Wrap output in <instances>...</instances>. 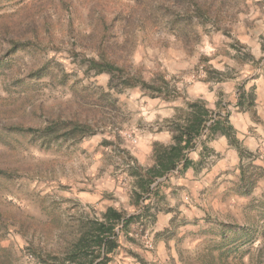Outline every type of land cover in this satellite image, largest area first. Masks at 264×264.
Instances as JSON below:
<instances>
[{"label": "rangeland", "instance_id": "374dc122", "mask_svg": "<svg viewBox=\"0 0 264 264\" xmlns=\"http://www.w3.org/2000/svg\"><path fill=\"white\" fill-rule=\"evenodd\" d=\"M263 63L264 0H0V264H57L110 206L135 219L108 264H264ZM139 71L179 96L125 87ZM244 82L259 119L236 106ZM197 98L227 105L252 155L217 138L136 203L132 166Z\"/></svg>", "mask_w": 264, "mask_h": 264}, {"label": "trees", "instance_id": "16d2710c", "mask_svg": "<svg viewBox=\"0 0 264 264\" xmlns=\"http://www.w3.org/2000/svg\"><path fill=\"white\" fill-rule=\"evenodd\" d=\"M243 62L245 57H240ZM259 64L251 56L249 59ZM264 65V63H263ZM90 66L96 72H109L115 74L121 72V68L110 61L90 59ZM207 79H212V72L209 70ZM218 76L214 81L221 82L228 79L222 72H216ZM161 83L151 84L144 80L141 71L134 74L125 75V87L141 86L148 90L152 95L162 96L166 99H172L179 96L176 88L169 85L164 75H159ZM236 106L241 110L251 111L254 118L256 116L255 97L251 90L245 89V82L238 86ZM230 110L227 105H221L217 102V107L212 108L203 98H197L187 101L184 107L176 108L175 114L163 121L160 129H167L171 133V142L164 144L155 142L153 148V163L149 166H132L131 175L136 179V203L141 199L152 195L154 188H159L163 180L168 179V175L174 171L182 173L192 167L195 162L190 158V153L199 146L203 147L204 152H210L208 143L222 136L228 138L232 146L238 148L240 156L246 153L251 154L248 149L242 145L237 137V130L229 120ZM58 124L57 122L55 123ZM55 124H50L47 129L55 131ZM76 129H84L81 137L86 136L93 130L87 126L75 124ZM87 127V128H86ZM29 131V130H28ZM252 155V154H251ZM202 159V158H201ZM248 175L245 169L241 170V183L248 186ZM155 184V185H154ZM146 208V207H145ZM144 208V209H145ZM135 219L133 215H128L124 211L114 207H108L103 213L102 218H95L90 221L87 231L80 237L75 245V252L68 258L57 260V264H108L110 258L108 254L113 252L118 246L119 232L116 230L118 225L121 229L128 230L129 225Z\"/></svg>", "mask_w": 264, "mask_h": 264}, {"label": "crops", "instance_id": "0c3cea01", "mask_svg": "<svg viewBox=\"0 0 264 264\" xmlns=\"http://www.w3.org/2000/svg\"><path fill=\"white\" fill-rule=\"evenodd\" d=\"M261 82L264 83V79H261V80L258 81V83H261ZM261 86H262V85H261ZM222 138H226V137H225V136H222V137L219 138V140L222 141ZM153 139H154V141H159V142H162V143H164V144H168V143L171 142V133H170L169 130H167V129H163V130H160V131H158L157 133H155V135L153 136ZM215 142H216V140H215ZM213 148L215 149V152H218V151L220 150L218 146H214V145H213ZM193 171H194L193 168H188V169H187V173H188V174H190V173L193 172ZM174 172H178V171H174ZM172 173H173V172H172ZM172 173H170V174L168 175V177H170V176L172 175ZM184 174H185V176H188V174H186V172H185ZM182 176H183V175H182ZM183 181H184V183L187 182L186 180H182L181 182H183ZM166 218H167V217L164 216L163 213H159V214H158V220H159V222H161L160 225L163 224L162 221H164V219H166Z\"/></svg>", "mask_w": 264, "mask_h": 264}]
</instances>
